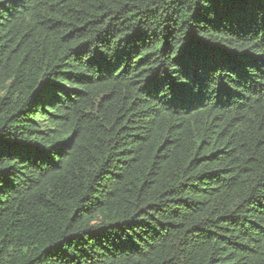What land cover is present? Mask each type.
I'll list each match as a JSON object with an SVG mask.
<instances>
[{"label": "trees", "instance_id": "obj_1", "mask_svg": "<svg viewBox=\"0 0 264 264\" xmlns=\"http://www.w3.org/2000/svg\"><path fill=\"white\" fill-rule=\"evenodd\" d=\"M0 264H264V0H0Z\"/></svg>", "mask_w": 264, "mask_h": 264}]
</instances>
